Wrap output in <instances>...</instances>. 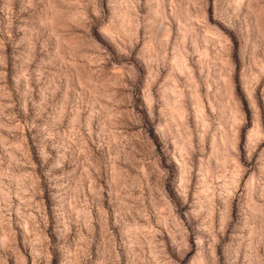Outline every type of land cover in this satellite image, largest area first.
<instances>
[{
	"label": "rangeland",
	"instance_id": "obj_1",
	"mask_svg": "<svg viewBox=\"0 0 264 264\" xmlns=\"http://www.w3.org/2000/svg\"><path fill=\"white\" fill-rule=\"evenodd\" d=\"M0 264H264V0H0Z\"/></svg>",
	"mask_w": 264,
	"mask_h": 264
}]
</instances>
